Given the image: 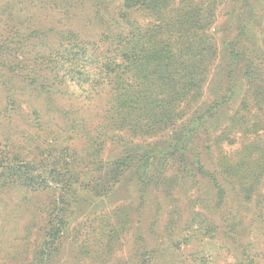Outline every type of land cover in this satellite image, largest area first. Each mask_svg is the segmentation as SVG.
I'll return each mask as SVG.
<instances>
[{
  "label": "trees",
  "instance_id": "1",
  "mask_svg": "<svg viewBox=\"0 0 264 264\" xmlns=\"http://www.w3.org/2000/svg\"><path fill=\"white\" fill-rule=\"evenodd\" d=\"M220 1L0 0V190L52 194L0 264H264V38L220 53Z\"/></svg>",
  "mask_w": 264,
  "mask_h": 264
},
{
  "label": "rangeland",
  "instance_id": "2",
  "mask_svg": "<svg viewBox=\"0 0 264 264\" xmlns=\"http://www.w3.org/2000/svg\"><path fill=\"white\" fill-rule=\"evenodd\" d=\"M238 17L247 18L249 22V36L253 45L257 43V46H259L260 40L264 38V0H221L216 9L214 24L211 27L220 53L223 41H227L234 32L237 31L236 19ZM261 51L263 50L260 49V52ZM263 59L264 54H261L259 57L261 64L264 63ZM261 66L262 65H260V67ZM211 76L210 74L208 80ZM205 85L204 90L202 89L203 97H200L201 99L198 98V102H194L186 109L184 117L190 116L201 101L206 99L211 93H215L216 81L214 79L211 81V89L208 88V82ZM88 109L93 110L90 108ZM236 147L237 145L233 148ZM119 150V145L108 144L104 155L109 157L117 154ZM120 197L121 194L119 192L113 193L108 197L109 199H107L106 202L109 204L117 202ZM51 199L52 194L49 191L36 193L26 192L19 188H10L8 191L4 189L0 190V225H2L0 229V260L5 257V254L12 252L19 253L17 250H20L22 245L26 244V241L20 239L23 227L28 225L31 219H34L35 223L41 222L40 210L43 206L48 204ZM99 204L105 205L106 203H98L97 200L88 199L86 204L87 207L85 208L84 206L83 210H80L81 215H78L82 216L83 213L90 214L94 212V210L98 209ZM33 228L34 226L29 229L30 232ZM33 235L35 236L36 234L34 233ZM27 243H32V240L29 239ZM31 250L32 247L25 245L23 256H29Z\"/></svg>",
  "mask_w": 264,
  "mask_h": 264
}]
</instances>
